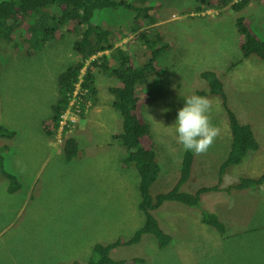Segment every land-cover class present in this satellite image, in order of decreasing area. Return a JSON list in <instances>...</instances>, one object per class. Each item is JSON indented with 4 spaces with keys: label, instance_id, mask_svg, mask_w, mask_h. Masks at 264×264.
Masks as SVG:
<instances>
[{
    "label": "rangeland",
    "instance_id": "rangeland-1",
    "mask_svg": "<svg viewBox=\"0 0 264 264\" xmlns=\"http://www.w3.org/2000/svg\"><path fill=\"white\" fill-rule=\"evenodd\" d=\"M117 1L136 8L99 11L109 25L130 33L129 22L145 14L141 29L153 28L133 42L141 50H137L143 58L140 65L144 53L151 52L152 38L161 35L153 48L154 53L161 48L156 52L159 71L147 73L137 83V89L149 98L139 111L152 125L161 166L151 195L167 192L177 182L188 148L195 152V162L181 190L194 193L218 182L219 166L229 151L230 127L220 102L214 98L194 102L191 96L202 87L199 75L205 69L214 70L223 80L229 104L241 123L252 126L259 144L240 164L227 168L222 186L264 173V61L256 55L241 58L239 13L231 4L206 9L194 0H142L147 10L138 5L141 0ZM252 6V26L264 37V2L255 0ZM18 25L25 36L27 22ZM24 36L15 44L0 46V123L17 124L13 128L18 133L13 140L0 139V146L7 144L16 154L17 161L8 159L6 168L19 173L24 184L11 202L18 207L17 220L0 232V264H61L74 259L85 264L94 243L130 238L144 224L138 169L121 162L126 150L111 138L121 129L122 120L107 93L111 77L98 80L96 101L88 104L83 116H73L75 99L63 115L61 128L68 121L71 130L78 125L72 133L77 140L76 157L65 162L66 137H44L43 119L52 115L51 106L58 99V74L76 58L72 43L77 33L68 32L64 39L37 47L34 37L28 44ZM26 80L33 81L27 84ZM79 162H88L91 170L82 171ZM97 162H104L98 170ZM0 174L3 194L6 182ZM67 176L69 180L62 183ZM201 207L216 214L224 224L222 230L201 221ZM152 214L173 235L171 243L162 248L146 233L140 242L122 243L112 250L113 259L125 264H264V184L257 190L206 192L200 207L166 201ZM5 225L0 217V229Z\"/></svg>",
    "mask_w": 264,
    "mask_h": 264
},
{
    "label": "trees",
    "instance_id": "trees-1",
    "mask_svg": "<svg viewBox=\"0 0 264 264\" xmlns=\"http://www.w3.org/2000/svg\"><path fill=\"white\" fill-rule=\"evenodd\" d=\"M199 5L211 3L220 9L231 4V8L241 11L245 7L253 3L252 0H196ZM264 0H257V2ZM121 2L117 0H0V46L1 43H11L18 38H23V32L17 30L18 23L27 22L28 28L25 32L24 42L30 44L31 36L34 40L38 37L42 45H46L54 38L62 37L63 29L67 24L72 23L84 24L85 29L80 40H76L73 49L80 55L77 61L65 67L57 76V86L60 96L52 106V115L43 119L45 126L44 131L48 137L55 138L58 135L66 138L64 147V158L67 162H72L76 157L77 141L73 136V132L78 128L71 130L72 122L68 121L67 125L61 128V115L69 107L73 98L76 84L82 68L85 67V73L80 82V89L75 96L74 113L83 116L89 101H94L99 92L98 80L113 76L118 81V86L111 88L114 99L113 107L121 115L122 129L114 135L126 150V155L121 162L124 165L135 164L139 173V192L140 201L139 208L145 215L144 224L138 228L134 235L130 238H117L115 241L108 243L97 242L92 247V254L89 256L85 264H125V261L113 259L112 250L116 249L120 244H134L141 241L142 236L146 233L152 234L160 247H164L171 243L172 236L164 230L152 211L159 208L166 201H176L189 206H201V196L206 192L215 191H231L238 189L257 190L264 183V173L261 176L240 177L237 181H232L228 186L223 185V177L227 168L232 165L240 164L250 151H256L259 144L256 140L253 128L249 124H242L227 103L225 89L222 80L212 70H203L200 73L205 83V88L199 90L202 97H208L212 94L219 95L222 98V104L227 110L230 121V141L228 142L229 151L223 163L219 167L218 182L211 186H201L194 193L182 191V186L189 181L192 175V167L195 155L191 151H186L183 155L180 176L173 187L167 191L158 193L155 197L151 195L150 188L156 181L161 166L158 159V150L152 125L141 114L143 103L149 101L145 91L137 89V83L142 81L147 73L158 72L160 68L157 63V51L153 52V48L157 45V41L161 38L158 33L150 42L151 52L144 53V64L140 65L138 61H142L140 48L134 47L135 40L145 37L153 28L141 29L143 20L135 22L131 28L132 35L127 42L122 45L115 46L125 37H129L130 33L125 28L118 31L116 26L105 27L96 21V14L101 13L105 9H111ZM131 7V5H130ZM245 19L240 16L236 25L239 33L243 37L240 45V53L243 58H249L258 55V58L264 61V39L258 38L255 31H252ZM53 24V26H51ZM18 25V26H17ZM106 43V45L104 44ZM37 47L38 44H34ZM110 50L109 54L91 58L93 55ZM115 64L112 65V61ZM87 61H89L87 63ZM3 62L0 61V68ZM33 80H26L30 84ZM209 84V87L207 83ZM210 89V90H209ZM140 110V111H139ZM14 117V116H13ZM15 118V117H14ZM61 128V129H60ZM70 131V133H68ZM15 130L0 125V139H11L15 136ZM58 134V135H57ZM10 146L4 144L0 146V173L5 179L9 194H13L24 187L20 180L19 173L6 168L8 159L13 158L17 161L16 154L10 151ZM1 175V174H0ZM201 221L204 224H211L217 229L222 230L223 222L216 214L204 210L201 207ZM17 220V219H16ZM166 248V247H165ZM135 261L140 259L134 258ZM127 262V261H126ZM61 264H83L78 259H74L69 263Z\"/></svg>",
    "mask_w": 264,
    "mask_h": 264
},
{
    "label": "clouds",
    "instance_id": "clouds-1",
    "mask_svg": "<svg viewBox=\"0 0 264 264\" xmlns=\"http://www.w3.org/2000/svg\"><path fill=\"white\" fill-rule=\"evenodd\" d=\"M253 2L255 1V0H252ZM257 1V0H256ZM119 2H121L122 4H119V5H117V6H115V7H113V8H117V7H119V6H125V7H129V8H136L133 4H131L130 2H126V1H119ZM194 2H197L196 0H194ZM130 5H131V7H130ZM138 5H141V6H143V2H142V0L141 1H138ZM202 5H205L207 8L206 9H210L213 5L211 4V3H204V4H202ZM149 7L150 8H155L156 7V4L153 2L152 4H149ZM253 8V6H252V4L251 5H249V6H247V7H245L243 10H241V11H237L238 13H239V15H238V18L240 17V16H243L244 17V19H245V21H244V23L245 24H247L248 25V27L249 28H251V30L252 31H255V29L253 28V26H252V21H251V19L253 20L255 17H253V18H251L250 16H249V13L251 12L250 10ZM143 9H148V6H143ZM232 9V8H231ZM204 11L205 10H200L199 12L201 13V14H204ZM246 11V15L244 14V12ZM136 15V14H135ZM143 16H145V14H142V15H140V16H138L137 18L135 17L134 18V20H135V22H137L138 20H140V19H142V17ZM237 18V19H238ZM138 19V20H137ZM263 23H264V16H263ZM145 20V19H144ZM96 21L97 22H100L101 24H103V26H105V27H110L111 25H109V23L107 22V17L106 16H102V15H99V14H96ZM237 21V20H236ZM133 24H134V22L132 23V22H129V26H130V29L132 28V26H133ZM51 26H53V24L51 25ZM237 26V25H236ZM237 28V31H238V27H236ZM84 29H85V25L84 24H80V25H76V26H74L72 23H69V24H67L66 25V27L63 29V32H64V34H63V36L62 37H59V38H54L53 40H56V41H58V40H61V39H64V36H65V34L66 33H77V37L75 38V40H74V42L78 39V40H80L81 38H82V34H83V31H84ZM238 33H239V31H238ZM253 33H256V35H257V37L258 38H263L264 39V37H262L261 35H259L256 31L255 32H253ZM135 33L134 32H131V30H130V36H129V38L132 36V35H134ZM34 36V35H33ZM32 36V37H33ZM128 37V36H127ZM124 39L125 38H123V40L122 41H120V42H117L116 44H115V46H119V45H122L125 41H124ZM127 41V40H126ZM242 41H243V37H242V35L239 33V49H240V45H241V43H242ZM34 42L35 43H40L41 44V41H40V39H39V37H38V40H34ZM50 42V41H49ZM48 42V43H49ZM74 42L72 43V51H73V54L76 56V58H74L73 59V62L72 63H74L75 61H77L78 60V58H80V55L73 49V44H74ZM16 43V41H14V42H11V43H8V44H15ZM47 43V44H48ZM2 44V43H1ZM46 44V45H47ZM105 45H106V43H104ZM110 53V50H106V51H103V52H100V53H98V55H93L91 58H95V57H98V56H101L102 54H109ZM256 56H258V55H256ZM241 58L242 59H244V60H246V59H248V58H243L242 56H241ZM250 58V57H249ZM89 61H87V63H88ZM71 63V64H72ZM113 64H115V61L113 60L112 61V65ZM86 67V66H85ZM85 67H83L82 68V71H81V74H80V79H79V82L76 84V90L74 91V96H73V98H72V100L71 101H73V99H75V96H76V94L78 93V91H79V89H80V82H81V80H82V76L84 75V73H85ZM205 70H211V69H205ZM63 70H61V72H62ZM212 71H214V70H212ZM215 72V71H214ZM216 73V72H215ZM217 74V73H216ZM218 75V74H217ZM111 78L110 79H112V81H113V83L112 84H110L109 85V83H108V90H107V93L109 94L110 93V95L112 96V101H111V104H112V102H113V99H114V96H113V93L111 92V88H113V87H116V86H118V81L113 77V76H110ZM199 77H200V79H202L201 78V76L199 75ZM218 77L220 78V76L218 75ZM221 79V78H220ZM108 80V79H107ZM222 80V79H221ZM202 81V80H201ZM222 82H223V80H222ZM202 83H203V85H202V87L201 88H199V89H197L196 91H195V94H193V95H191L193 98H194V102H200V101H197V98H199V99H212V98H214V99H216L218 102H220V104H221V107H222V109H223V112H225V114H226V116H227V119H228V123H229V127H230V121H229V115H228V112H227V110L224 108V106H223V104H222V98L219 96V95H216V94H212L211 93V96H208V97H202V96H200V95H198L199 93V90H201V89H203V88H205V83H204V81H202ZM207 83V85H208V87H209V84H208V82H206ZM223 85H224V89H225V84H224V82H223ZM58 87V86H57ZM210 90V89H209ZM59 91V90H58ZM99 93V92H98ZM97 93V94H98ZM225 95H226V91H225ZM59 96H60V94H59ZM58 96V97H59ZM226 99H227V95H226ZM57 101V100H56ZM96 101V99H94V101H89L88 103H87V105L86 106H88V104L89 103H92V102H95ZM207 101H210V100H207ZM71 103V102H70ZM227 103H228V106L230 107V109L234 112V114L236 115V117L238 118V116H237V114L235 113V111L233 110V108L231 107V105L229 104V102H228V99H227ZM55 104V103H54ZM53 104V105H54ZM52 105V106H53ZM72 105V104H71ZM71 105H69V107L66 109V111L61 115V118H63V115L67 112V110L69 109V111H70V109H71ZM52 106H51V109H52ZM112 107H113V105H112ZM114 108V107H113ZM115 109V108H114ZM116 110V109H115ZM117 111V110H116ZM200 115L202 116V117H205V118H207V119H209V117H207V116H205V114H204V112H202V113H200ZM73 116H75V113L73 114ZM120 118V117H119ZM239 120V119H238ZM240 122V121H239ZM241 123V122H240ZM243 124V123H242ZM245 124H249V123H245ZM0 125H3V126H6V127H8V128H11V129H13V130H15V132H16V134H15V136L13 137V138H11V139H5V138H3L5 141H10V140H13L16 136H17V130L15 129V128H13V127H16V125L17 124H15V125H13V127H10V126H7V125H5V124H3V123H0ZM250 125V124H249ZM120 126L122 127V124H121V120H120ZM251 126V125H250ZM251 128H252V126H251ZM122 129V128H121ZM120 128H119V130L117 131V132H115L114 134H112V136H111V138L113 139V141H115L116 142V145H119L120 147H124V146H122L121 145V143L117 140V139H115L114 138V135H116L120 130H121ZM42 134L44 135V137H48L47 136V134H46V132L44 131V129L42 130ZM60 137H62V135H58L57 137H55V138H52V139H54V140H56V139H58V140H60ZM66 138L67 137H69V135L68 136H65ZM51 138V137H50ZM75 138V137H74ZM76 139V138H75ZM77 141V140H76ZM65 143H66V139H65V142H64V146L62 147V151H63V154H65L64 152V147H65ZM158 150V149H157ZM191 151L194 155H195V152L193 151V150H191V148H188V149H186L185 150V152L186 151ZM184 152V153H185ZM251 152V151H250ZM114 153H116L115 151H114ZM184 155V154H183ZM158 159H159V157H158ZM182 159H183V157H182ZM122 160V159H121ZM194 160H195V158H194ZM160 161V160H159ZM65 162H67V161H65ZM195 162V161H194ZM194 162H193V164H194ZM104 162H97V164H98V168H97V170L102 166V164H103ZM112 163H115V162H112ZM123 163V162H122ZM181 163H182V160H181ZM223 163V162H222ZM221 163V164H222ZM79 164H81L82 165V171H88V170H91L89 167H88V162H79ZM131 165V164H130ZM125 166H129L128 164H126ZM181 167V166H180ZM220 167V166H219ZM74 170V169H73ZM218 172H219V170H218ZM263 174V173H262ZM261 174V175H262ZM260 175V176H261ZM69 177L70 176H67V177H65V178H61V181H62V183H65V181L68 179L69 180ZM218 177H219V174H218ZM264 184V183H263ZM262 184V185H263ZM59 189V188H58ZM102 243V242H101Z\"/></svg>",
    "mask_w": 264,
    "mask_h": 264
},
{
    "label": "crops",
    "instance_id": "crops-1",
    "mask_svg": "<svg viewBox=\"0 0 264 264\" xmlns=\"http://www.w3.org/2000/svg\"><path fill=\"white\" fill-rule=\"evenodd\" d=\"M129 39V37H125V39ZM127 39V40H128ZM7 185L3 188V194H0V217L1 220L5 222V226H2V229H0V232H3L4 230H8L13 226V222L9 224L11 221L16 220L18 217V207L17 205H14L12 207L13 197L16 195L17 192L13 194H9L6 191ZM1 228V227H0ZM73 261V260H72Z\"/></svg>",
    "mask_w": 264,
    "mask_h": 264
},
{
    "label": "bare ground",
    "instance_id": "bare-ground-1",
    "mask_svg": "<svg viewBox=\"0 0 264 264\" xmlns=\"http://www.w3.org/2000/svg\"><path fill=\"white\" fill-rule=\"evenodd\" d=\"M228 7V6H227ZM233 9V8H232ZM225 10V9H224ZM226 12V11H225ZM234 15V14H233ZM223 16V15H222ZM69 55V54H68ZM70 105H71V103H70ZM237 111V110H236ZM239 114V113H238ZM244 118V117H243ZM63 123V122H62ZM59 143H61V142H59Z\"/></svg>",
    "mask_w": 264,
    "mask_h": 264
}]
</instances>
